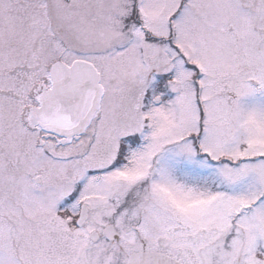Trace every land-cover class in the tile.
Listing matches in <instances>:
<instances>
[{
  "label": "snow or ice",
  "instance_id": "snow-or-ice-1",
  "mask_svg": "<svg viewBox=\"0 0 264 264\" xmlns=\"http://www.w3.org/2000/svg\"><path fill=\"white\" fill-rule=\"evenodd\" d=\"M0 264H264V0H0Z\"/></svg>",
  "mask_w": 264,
  "mask_h": 264
}]
</instances>
